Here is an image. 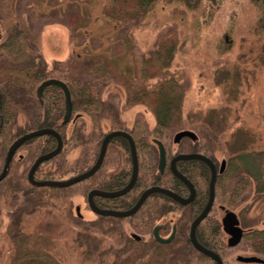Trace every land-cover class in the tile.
<instances>
[{
  "label": "rangeland",
  "instance_id": "obj_1",
  "mask_svg": "<svg viewBox=\"0 0 264 264\" xmlns=\"http://www.w3.org/2000/svg\"><path fill=\"white\" fill-rule=\"evenodd\" d=\"M119 1L1 0L0 22L7 29L21 22L38 47L48 49L55 38L57 48L68 51L71 58L102 60L120 79L110 85L119 92L126 84L122 80L138 93L147 92L123 113L128 127L136 115L145 127H153L158 101L151 90L161 80L175 78L183 93L175 129L205 134L217 163L235 153L256 150L264 165V0H152L142 12L136 11L134 3L124 7ZM166 38L174 44L168 62L165 56L157 59V49ZM115 95L112 98L117 101ZM84 118L88 129L94 126L89 116ZM107 127L103 122L100 134ZM18 128L27 129L25 125ZM95 135L92 139L100 137ZM4 187L10 191L13 186H0V264H8L11 257H15L11 264H19L20 258L34 257L36 252L39 258L45 252L60 260L54 264H79L75 255L86 240L81 233L96 228L73 219L74 206L69 211L71 200L62 198L63 191L42 190L39 206H34L37 210L22 213L15 222V215L5 209ZM79 187L83 186L73 188ZM251 187L247 185V195L242 194L236 208H245L246 224L264 226V197L259 198L260 193ZM81 199L77 194L73 201ZM88 210L81 211L89 219L94 214ZM94 248L97 261L90 258V264H110L112 256L101 247ZM38 257L26 264H39Z\"/></svg>",
  "mask_w": 264,
  "mask_h": 264
},
{
  "label": "flooded vegetation",
  "instance_id": "obj_2",
  "mask_svg": "<svg viewBox=\"0 0 264 264\" xmlns=\"http://www.w3.org/2000/svg\"><path fill=\"white\" fill-rule=\"evenodd\" d=\"M2 2H4V0H2ZM1 19L2 17L0 15V21ZM12 27H17L22 31V35L25 37V39L34 46V53L42 58L48 65H51L56 60L67 61L71 58V54L68 51L65 52V50H63L62 48H57L58 45L54 44V42L57 43V39L54 38L50 40L52 43H50L48 49L44 48L43 45L42 48L41 46H39L40 49H38V45L35 44L36 40L32 36H30L29 30L27 28H24L21 22H14L11 28ZM11 28L7 29L6 26L2 27L0 22V51L7 41L8 33ZM47 45H49V43ZM11 72L13 74V71ZM6 75L7 74L5 70L0 71L1 77ZM47 78H58L64 81L59 77L48 75L37 82L36 86L34 87V91L32 92L34 93L33 98L37 102V105L39 107L43 106V92L48 85H46L42 89V95L40 97H38L37 95V87L42 80ZM64 82L66 83V81ZM112 82L116 83L114 81ZM66 85L68 87L67 83ZM57 88L60 90L63 98V111L60 120H58V124L64 126L65 134L62 135L59 130L52 126H43L53 128L61 135L62 146L55 155L48 158L47 160H42L34 167L32 171V180L35 181L66 180L71 178L72 176L84 172L96 161L104 135L112 130H122L131 134V126L134 125L135 118L140 116L136 115L134 120L131 122V126L128 127L125 122L126 120L124 119L125 116L123 115V113L134 102L136 103V101L133 99L129 100L127 97V93L123 96L121 95V92H123L124 90L126 91L124 87H121L120 92L117 88L113 89L112 87H110V91L115 92L109 93L108 91H103L104 93L102 92V98L105 101L112 102L116 106L118 117L121 121V127L112 128L110 119L107 118L106 114L101 113L98 117L96 127V131L99 134L95 135H100V137H95L94 139H92L94 136V126L89 129L87 128L86 119L84 118L86 116L84 114H82L83 118L79 119V117H81L80 111H78L79 109L74 108L72 98L71 115L67 121L62 122V116L65 109L64 96L62 90L59 87ZM1 90L2 89L0 86V105L2 95ZM115 93H117V95H115ZM113 94L117 96V101L113 100ZM28 122L29 117L27 112L25 111V109L20 108L12 125L13 133L11 142L24 133L39 128L37 127L19 130L18 127L21 128L24 125L26 126ZM103 122H106L108 124V131H106L104 134H100L101 132H103L101 129ZM76 124L81 125L80 128L83 133L82 139L79 140L71 138L72 128ZM175 131H177V129L173 130L171 133H164L160 136H152L151 139L149 138V134L144 135L143 139L148 145H136V142L131 134L136 148L137 164L136 175L133 183L131 184V187L122 194L107 196L100 193H92L91 197L89 196V194L93 190H98L100 192H112L117 191L128 184L132 176L133 163L129 142L124 136L114 135L109 138L106 143L105 151L100 164L91 175L64 186L36 185L29 179V170L32 167L35 159L39 155L52 150L56 146V137L50 133H45L50 134L54 137L55 145L52 148L36 155L33 153L29 145V140L39 135L30 137L21 142L20 145H18V147L14 150L10 158L8 169L5 175L0 179V186H13L11 189H9L10 191H8L4 187L2 197L4 198L5 202H7V206L5 209L10 214L15 215L14 219L16 222L20 220L19 217L22 213L29 212L30 210L34 212L37 210L34 209V206H39V204L37 203L29 202L26 195L27 190H32L37 193L40 192L41 195L45 193L42 192V190L52 189L63 191L62 198H68L71 200L69 211H71L72 207L74 206L73 208L75 212L83 216H74L73 219H75V221L79 223H84L85 226L96 228L95 230L93 229L94 231L89 232L86 230L81 233L82 235H84V238L86 237L84 245L90 240L89 243L95 245V247H101L102 250L105 251V255L112 256L110 264H156V262L154 261L155 257L157 255H160V253H164L166 246L172 244L177 240L180 227H182L183 225L184 227L186 225L188 241L193 248L192 254L194 256H192L191 264H198L197 262H199V264H217L215 259L197 250L192 245L189 238L190 223L201 211L207 201L209 182L207 185L192 182L195 190V195L192 200L195 198L199 186H207V196L201 209L196 214H194L191 219H189L192 214L189 204H191L192 200L187 204H181L161 191L149 192L146 195L145 199L138 206V208L129 215H104L94 209L96 208L101 210L105 209L116 211L126 210L137 201L144 190L151 186L164 187L181 195L182 197H187L189 194L187 185L178 177H176L170 169L171 159L180 153H201L209 157L218 168L220 162L217 163L216 159L214 158L215 156L209 149L210 145H206L208 143L206 141L208 137H206L205 134H202L199 130L198 132L192 130L194 132L193 137L182 136L178 141H175ZM117 137L123 138L126 141V145H124L121 139H118ZM155 139H159L162 142L165 152V162L161 171L158 167V147L154 141ZM11 142L9 143V145L11 144ZM115 142H118V145H116ZM170 143H172V145H175V150H171ZM8 146L3 149L4 151L0 150V153H2V156L0 157V172L5 162V156ZM205 146L206 148L208 147V149H206ZM96 149L97 152L94 153ZM223 159L225 161V168L227 159ZM185 160L187 159L175 160V166L177 170H179L182 174L186 172L190 175H193L194 169L190 170V168L186 167L184 162ZM202 163L205 162L202 161ZM205 165L207 166L206 163ZM207 168L209 169L208 166ZM171 176H173L174 178ZM177 180H179L182 185L177 182ZM74 186L83 187L75 189L73 188ZM77 194L79 196H82V199L76 200L74 202L73 200L77 197ZM90 200L92 201L94 208L90 204ZM239 201L240 198L236 201L235 205H229L222 202V200L216 199L214 193L212 205L206 216L201 221L207 222L209 220H212L214 223L218 224L219 232L216 237V242L210 241L208 239L205 242L203 238H198V236L196 235V228L201 221L195 228V237L201 245L217 253L221 259L222 264H264V253L259 249H256L248 239V230L245 229L244 226H248L249 229L254 226L251 223H245L247 219L242 218V213L245 208L242 207L243 209L240 208L239 210L236 208V206H238L240 203ZM77 207L78 209H76ZM81 210L91 211L94 216H89L88 219L84 217V213H82ZM230 211L234 212V214L236 215L238 220L237 225L242 230L240 238L232 245L229 244V240L232 234L224 229L222 222L223 218H225L226 213ZM174 225L175 231H173ZM172 231L173 237L171 238V240L168 242H162L161 239H165L171 234ZM134 235L136 237H133ZM140 250L143 251V257L133 259L135 254ZM100 252L102 253V251ZM104 254H101V256L104 257ZM194 260L197 262H193Z\"/></svg>",
  "mask_w": 264,
  "mask_h": 264
},
{
  "label": "trees",
  "instance_id": "obj_3",
  "mask_svg": "<svg viewBox=\"0 0 264 264\" xmlns=\"http://www.w3.org/2000/svg\"><path fill=\"white\" fill-rule=\"evenodd\" d=\"M120 1L124 7H131V3H134L133 5H138L136 11L139 12L138 10L141 9L142 12L152 0ZM124 7L120 6V9L125 10ZM22 34L19 28L12 27L9 30L7 41L0 51V71L5 70L7 74L3 77L0 76V86L2 89L0 150L7 147L12 140V125L20 108L25 109L28 114L29 122L26 125L27 129L52 126L59 130L62 135L65 134L64 126L58 124L63 111V98L60 90L55 85H48L43 92L44 103L42 107H39L33 98L34 93L32 91H34L37 82L48 75L56 76L66 81L71 93L73 106L80 111L81 117L79 119L83 118L82 114L90 117L92 124H94V135L97 133L96 127L101 113L106 114L107 118L110 119L112 128L121 127L116 106L112 102L105 101L102 98L103 91H110L112 81L116 82L115 80H120L117 79L110 66L105 65L102 60L85 61L83 58H81L83 60L79 59V56L72 57L67 61L56 60L51 65H48L34 53V46ZM164 42H161L157 49V59L160 60L162 56H165L168 62L167 56L170 57L174 52V44L170 38L164 39ZM11 71H13V74ZM161 82L156 89L151 90V94L154 96L156 102L158 101V108L155 111V125L149 129L147 126L145 127V122L141 117H136L135 123L130 129L136 145H148L143 139V136L146 134L160 136L164 133L167 134L166 131L168 129H170L169 133H171L177 127L173 123L176 120L175 114H181L182 90L175 78L164 79ZM122 84H125V86H122L126 89L129 100H135V98L147 95V92L140 91L138 93L137 90H132L131 85L126 80H122ZM80 127L81 125L76 124L72 128V139H82L83 133ZM117 138L121 139L123 144L126 145V141L123 138ZM29 143L33 153L37 155L52 148L55 145V139L50 134H44L32 138L29 140ZM115 144L118 145V142H115ZM255 151L244 150L227 158L225 168L216 176L214 187L216 199L222 200V202L229 205H235L236 201L239 198L241 199L242 194L247 191V185L252 186L251 191L260 193L258 195L259 198L262 199L264 197V165L260 163V159L254 153ZM96 152L97 149L94 153ZM184 162L190 170L194 169V176L184 172V175L191 182L208 184L210 174L205 163H202L198 159H187ZM177 182L182 185L179 180ZM26 195L30 203H39V197H42L40 192L37 193L32 190H27ZM244 195H247V192ZM206 196L207 186H199L195 198L189 204L192 213L189 219L201 209ZM258 197L256 196V198ZM218 229V224L212 220L207 222L201 221L196 228V235L199 239L203 238L205 242L207 239L216 242ZM248 235V239L252 245L264 253V226H254L248 229ZM81 246L82 251L75 255L76 262L81 264L83 259L88 264H90L91 260L96 262L98 253H96V249L94 248L95 245L89 243L87 247H84V244H81ZM192 251L193 248L188 241L186 233V225L185 227L183 225L180 227L177 240L167 245L165 252L157 255L154 261L156 264H191L192 256H194ZM37 254L38 252H36V255H33L34 257H23V260H20L22 259L20 258L17 262L19 264H26L28 263L27 261L36 260ZM87 255L92 257H84ZM138 257H143L142 250L136 253L133 259H137ZM14 259L15 257L9 258L8 264H11ZM58 260L50 257L49 253L42 252L38 261L39 264H54ZM22 261L25 262L23 263ZM32 262L34 263V261Z\"/></svg>",
  "mask_w": 264,
  "mask_h": 264
},
{
  "label": "water",
  "instance_id": "obj_4",
  "mask_svg": "<svg viewBox=\"0 0 264 264\" xmlns=\"http://www.w3.org/2000/svg\"><path fill=\"white\" fill-rule=\"evenodd\" d=\"M49 84L55 85L62 90V93L64 96V104H65V109H64L63 116H62V122H65L69 119V117L71 115V109H72V103H71V97H70L69 89H68V87L64 81H62L58 78H47V79L42 80L37 87L38 97H40L42 95V89L46 85H49ZM45 133H50L56 137V146L52 150H50L44 154L39 155L35 159V161L33 162L32 167L29 170L28 176H29V179L34 184H36V185L64 186V185H67L69 183H73V182L79 181L81 179H84L85 177H88L99 166L100 161H101L103 154H104V151H105L106 143L109 140V138L111 136H114V135H121V136H124L128 140L129 146H130V151H131V156H132L133 171H132V176H131L128 184L126 186H124L123 188H121L117 191H112V192H100L98 190H93L89 194V196L91 197L92 193H100L102 195H107V196L118 195V194H122V193L126 192L131 187V184L133 183L135 175H136V168H137L136 148H135L134 140H133L131 134L126 132V131H122V130H112V131H110L104 135L96 161L84 172L79 173L75 176H72L71 178L66 179V180H42V181L32 180V171L38 163H40L42 160H47L48 158L52 157L61 149V146H62L61 135L55 129L49 128V127H41V128H38V129H35L32 131H29L27 133H24L20 137H17L15 140H13L11 142V144L8 146L6 156H5V162H4L3 168L0 172V179L5 175V173L8 169V166H9L10 158H11L14 150L18 147V145H20L21 142L25 141L26 139H28L30 137L45 134ZM193 135H194V132L190 129H185V128L179 129L174 133V140L178 141L182 136L193 137ZM154 141L158 147V167L161 171L163 168L164 162H165L164 147L162 145V142L159 139H155ZM194 158L200 159L207 164V166L209 167V171H210V178H209V184H208L209 186H208L207 201H206L205 205L203 206V208L201 209V211L195 216V218L190 223L189 238H190L192 245L197 250H199L200 252H202V253L212 257L213 259H215L217 264H222L221 259L217 253H215L214 251H212L209 248L204 247L203 245H201L197 241V239L195 237V228H196L197 224L206 216V214L208 213V211L212 205L213 198H214V185H215V181H216V176H217V173L222 172L224 169V163H225L224 159H222L220 161L218 168L216 167L214 162L209 157H207L201 153H198V152L180 153L171 159L170 169L172 170V172L174 173V175L176 177H178L182 182H184L187 185L188 190H189V194L187 197H182L181 195L171 191L170 189L164 188V187L151 186L141 193V195L139 196L137 201L130 208L123 210V211L96 209V208H94V205H93L91 200H90V204L92 205V207L96 211H98L99 213H102L104 215H115V216L129 215V214L133 213L138 208V206L141 204V202L145 199L146 195L151 191L164 192L165 194L169 195L170 197H172L173 199H175L179 203L187 204L194 197L195 190H194V187L192 185V182L184 174H182L179 170H177V168L175 166V160L176 159H194ZM76 209H78V207ZM75 213H76V216L83 217L81 214H79L77 212H75ZM222 222H223L224 229L232 234V236L230 237V240H229V244L232 245L240 238L241 231H242L240 229V227L237 225L238 224L237 217L234 214V212L230 211V212L226 213L225 218H223ZM173 231H175V225L173 226ZM173 231L165 239H161V241L162 242L170 241L171 238L173 237ZM133 237H136V236L134 235Z\"/></svg>",
  "mask_w": 264,
  "mask_h": 264
}]
</instances>
